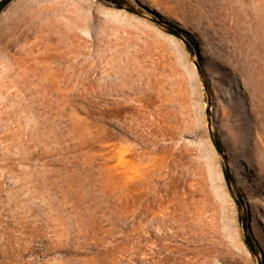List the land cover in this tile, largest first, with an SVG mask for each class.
<instances>
[{
	"label": "rangeland",
	"instance_id": "1",
	"mask_svg": "<svg viewBox=\"0 0 264 264\" xmlns=\"http://www.w3.org/2000/svg\"><path fill=\"white\" fill-rule=\"evenodd\" d=\"M0 264H264V0H13Z\"/></svg>",
	"mask_w": 264,
	"mask_h": 264
},
{
	"label": "trees",
	"instance_id": "2",
	"mask_svg": "<svg viewBox=\"0 0 264 264\" xmlns=\"http://www.w3.org/2000/svg\"><path fill=\"white\" fill-rule=\"evenodd\" d=\"M12 1H13V0H1V1H0V14L2 13V11H3V10H4V9H5V8H6L11 2H12ZM108 1H113V0H108ZM167 28H168V31H169L171 34L175 35V36L178 37V38H181V35H180V33H179L178 31L172 29L171 27H167ZM214 144H215V147H216V149L218 150V152L222 154V153H223V148H222V145H221L220 141H219L218 139H214ZM224 174H225V179H226L227 183L230 184L231 176H230L229 171H228L227 168L225 169ZM240 203L242 204V201H240ZM243 229H244V231H245V236H246L245 242H246L248 248H249L250 250L253 251V250H254V243H253L252 238H251V236H250V234H249V232H248V227H247L246 223H243Z\"/></svg>",
	"mask_w": 264,
	"mask_h": 264
}]
</instances>
